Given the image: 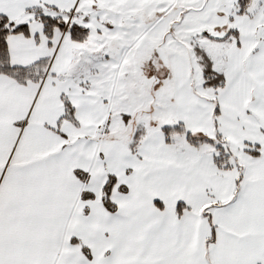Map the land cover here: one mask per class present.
<instances>
[{
  "label": "snow or ice",
  "instance_id": "obj_1",
  "mask_svg": "<svg viewBox=\"0 0 264 264\" xmlns=\"http://www.w3.org/2000/svg\"><path fill=\"white\" fill-rule=\"evenodd\" d=\"M0 264H264V0H0Z\"/></svg>",
  "mask_w": 264,
  "mask_h": 264
}]
</instances>
